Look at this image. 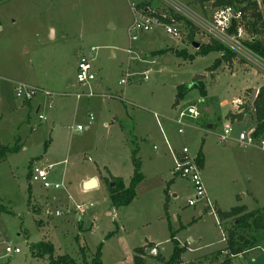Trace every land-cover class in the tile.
<instances>
[{
  "label": "rangeland",
  "instance_id": "374dc122",
  "mask_svg": "<svg viewBox=\"0 0 264 264\" xmlns=\"http://www.w3.org/2000/svg\"><path fill=\"white\" fill-rule=\"evenodd\" d=\"M169 1L188 13L167 0H0V144L20 146L0 160L5 209L0 211V264H49L29 248L38 241H51L56 254L78 259L83 256L79 245L90 257L102 243V264H133L134 249L152 244L146 248L147 264H156V254L170 257L172 233L186 246L183 264H220L233 219L221 220L214 204L223 210L264 206V145L238 141L241 131L253 127L254 113L241 120L229 117L235 97L244 94L241 102L251 104L253 87L264 84V67L239 53L215 70L209 66L221 53L196 54L193 60L176 55V49L195 54L193 41L209 43L212 37L199 20L224 6ZM141 2L163 17L172 9L196 27L195 36L191 39L190 26L178 22L172 23L180 29L178 36L158 26L131 41L134 6ZM245 37L250 41L253 34L247 31ZM259 37L264 39V30ZM83 55L92 59L95 78L80 83L76 73ZM126 75L129 79L120 83ZM197 76L206 94L194 88L174 106L176 86L191 85ZM21 83L40 91L27 101L16 95ZM189 106L201 115H186L177 123L179 112ZM226 126L231 133L222 143L218 136ZM184 147L191 157L200 149L205 153L201 177L216 214L205 198L189 205L191 181L172 172L169 148ZM133 150L145 178L129 205L115 208L105 184L79 193L81 180L92 173L101 178L100 170L106 174L108 169L128 185ZM32 161V166L50 167L48 188L29 179ZM257 237L231 264H264V233ZM7 245L21 252L10 255Z\"/></svg>",
  "mask_w": 264,
  "mask_h": 264
},
{
  "label": "trees",
  "instance_id": "16d2710c",
  "mask_svg": "<svg viewBox=\"0 0 264 264\" xmlns=\"http://www.w3.org/2000/svg\"><path fill=\"white\" fill-rule=\"evenodd\" d=\"M201 4L213 1V6H235L239 7L244 16L245 28L249 33L253 34L250 41H245V44L257 55L264 59V39L259 37V34L264 30V12L259 9V4L257 0H197ZM261 4L264 8V0H261ZM148 4L141 2L137 3L136 9L142 11L146 14L154 15L159 17L166 23H178L187 24L191 29V39L195 36L197 31L196 27L193 26L189 21H187L183 16L175 13L172 9L166 10V15L163 17L159 13H154L149 11ZM234 26V25H233ZM235 29V27H233ZM233 31V29H232ZM164 50H158L154 52V55L162 53ZM176 55L184 57V59L193 60L196 54L206 55L210 52L221 53V57L214 60L213 64L209 66L210 70H215L218 68L223 61H232L237 54L224 45L222 42L211 38L209 43L201 42L199 48L196 50L195 54H189L186 50H174ZM194 88L199 89L202 95L206 94V87L204 83L198 81L193 85L187 83H182L177 85L175 93L174 106L178 105L181 100H183L186 95ZM29 101V100H27ZM252 104V105H251ZM243 103L240 105V111L237 113H229L232 121L235 119L241 120L245 113H248L251 109L254 113L255 122V136L257 138L264 137V84L258 89L257 96L253 103ZM47 148V146H46ZM20 149L19 144L14 146H8L0 144V160L4 159L7 154L12 152H17ZM204 154L200 149L196 155V161L200 168L203 166ZM32 164L29 165V179L31 180L32 175ZM132 164L134 167L133 175L130 179L128 185L124 183L121 177H114L109 175L104 177L103 180L106 184L108 197L111 204L115 208L121 206L129 205L137 196V187L144 180L145 175L141 171V161L137 157L136 150L132 151ZM113 183V184H112ZM5 210L2 205H0V211ZM217 214L221 220L233 219V224L228 228L227 235L225 237L226 249L228 256L225 257L221 264H231L232 258L231 254L237 255L244 252L247 247L255 245L259 240L257 234L259 232L264 233V206L247 210L245 205H237L231 207L229 210H222L217 208ZM111 236V233L107 234V237ZM78 239V236H77ZM171 239L173 241V251L170 257L165 260L160 254H156V264H182L183 254L186 251V246L180 244V242L175 238V234L172 233ZM152 244H147L142 247H137L134 249L133 264H147V246ZM80 251L83 256L81 259L74 258L68 253L56 254L54 245L51 241H38L31 242L29 248L34 256L37 257H47L49 264H102V243H100L96 251L92 256L88 257L85 252V247L80 246Z\"/></svg>",
  "mask_w": 264,
  "mask_h": 264
},
{
  "label": "built area",
  "instance_id": "2783aa9c",
  "mask_svg": "<svg viewBox=\"0 0 264 264\" xmlns=\"http://www.w3.org/2000/svg\"><path fill=\"white\" fill-rule=\"evenodd\" d=\"M169 4L176 8L179 11L188 13L187 9L183 8L179 3L175 1H169ZM150 10V9H149ZM134 22L129 27V34L131 41L137 39V34L144 31H152L158 26H163L165 31L169 34L178 36L180 34V29L173 24L166 23L161 20L159 17L146 14L142 11H139L134 6ZM243 12L239 7L235 6H224L217 9L210 19H200L199 25L203 30L210 35L213 39H216L222 42L224 45L232 49L236 54L239 53L249 60H254L259 63L260 66L264 67V59L254 53L246 44V33ZM233 21L235 23L233 24ZM234 25V26H233ZM235 27L234 28H232ZM233 29V31H232ZM77 81L80 83L91 81L95 78L93 72L92 59L86 55L80 57L77 66L76 73ZM144 78L148 79V75L144 74ZM129 79V76L126 75V78L120 80V83L126 82ZM40 90L31 85L21 83L16 87V95L23 97L27 100H30L33 96L37 94ZM44 94L49 95V92L43 91ZM79 98L80 95H77ZM186 115L198 118L201 113L193 106H189L185 110L179 112V118L176 120L177 123L182 124L181 119ZM40 119H44L43 115L39 116ZM94 115L89 114L88 125L93 124ZM84 127L78 125L77 129L82 130ZM179 132L182 133L183 130L180 128ZM254 127L243 130L239 134V143L242 145H254L261 144L264 145V137L257 138L254 134ZM231 133V127L226 126L224 131L219 134L218 139L220 142L224 143L229 139ZM171 151L172 149L169 148ZM173 154L175 153L172 151ZM47 168H40L37 166L32 167L31 181L41 182L44 187L48 188L50 183L48 182V170ZM172 172L175 176L184 177L191 181L194 188V196L188 199L189 205H195L198 201L205 198L207 206L211 209L213 214H216V209L213 206V202L208 198L204 183L201 177V168L196 161V157H191L187 147H184L180 155L174 154V167ZM55 188H59V184H55ZM81 205H78L80 207ZM56 215H59V212L56 211ZM6 253L19 254L21 249L18 246L7 245L5 248ZM152 253L156 254L157 249L152 248Z\"/></svg>",
  "mask_w": 264,
  "mask_h": 264
},
{
  "label": "crops",
  "instance_id": "0c3cea01",
  "mask_svg": "<svg viewBox=\"0 0 264 264\" xmlns=\"http://www.w3.org/2000/svg\"><path fill=\"white\" fill-rule=\"evenodd\" d=\"M160 49H162V48H160ZM156 51H158V50H155V51H153L152 53H154V52H156ZM159 54H161V53H159ZM157 55V54H156ZM179 85V84H178ZM261 86V85H260ZM177 87V86H176ZM256 87H258V86H255V87H253L254 89H256ZM260 88V87H259ZM258 88V89H259ZM254 89H253V91H254ZM244 98V94H243V96H242V98H239V97H235L233 100H232V103L234 104V106H235V111L233 112V113H237V112H239L241 109H240V105L241 104H243V102H241V100ZM227 102L226 101H223L222 102V104L223 105H225ZM252 110V109H251ZM250 110V111H251ZM249 111V112H250ZM253 111V110H252ZM245 115H246V113H245ZM244 115V116H245ZM231 118V117H230ZM235 120H238V119H235ZM255 126V122H254V124H253V127ZM173 151V150H172ZM170 152V154H171V157H172V159H173V162H174V154H176V155H180V153H181V151L182 150H174V154H173V152ZM203 154H204V160H203V166L201 167V171L203 170V168L205 167V162H206V156H205V153L203 152ZM196 157V156H195ZM173 167H174V163H173ZM173 167H172V169H173ZM100 175H101V178H99V174H95V173H92V174H88L87 176H85L82 180H81V186H82V188H80V191H79V193L80 194H85V193H87V191L88 190H90V189H98L99 188V186H101V184H105V182H104V180H103V178L104 177H108L109 175H112V176H114V177H120V176H116V175H114V174H112L108 169H107V173L106 174H103L102 172H101V170H100ZM133 175V174H132ZM132 177V176H131ZM92 178H94L95 179V181H96V185L94 186V187H92V188H86L85 187V183L86 182H88L90 179H92ZM122 178V177H121ZM123 179V178H122ZM106 185V184H105ZM207 193V192H206ZM29 205H30V203H31V200H30V198H29ZM77 205H81V204H77ZM214 206H217L218 208H220L218 205H215L214 204ZM223 210V209H222ZM108 214H109V212H107ZM225 238V237H224ZM156 246V245H155ZM155 246H153V247H155ZM247 251V249L244 251V252H246ZM244 252H242V253H240V254H237V255H234V254H231L230 255V257L233 259V258H235V257H241L242 255H244ZM222 253V252H221ZM226 254H224V256L225 257H227L228 256V254H227V252H225ZM225 258H223V260H224ZM223 260H221V262L219 261V263L221 264L222 262H223ZM183 264V263H182Z\"/></svg>",
  "mask_w": 264,
  "mask_h": 264
},
{
  "label": "water",
  "instance_id": "95a60500",
  "mask_svg": "<svg viewBox=\"0 0 264 264\" xmlns=\"http://www.w3.org/2000/svg\"><path fill=\"white\" fill-rule=\"evenodd\" d=\"M235 23V21H233V24ZM192 45L195 47V48H199L200 46V43L198 42H195L193 41L192 42ZM165 45H161V48H164ZM201 77L197 76L194 80V82L191 84L193 85L194 83L198 82V80L200 79ZM257 93H258V89H254L253 91V95H252V98H251V103H253V101L255 100L256 96H257ZM113 184V183H112ZM96 185V181L94 178L90 179L88 182L85 183V187L86 188H92Z\"/></svg>",
  "mask_w": 264,
  "mask_h": 264
}]
</instances>
